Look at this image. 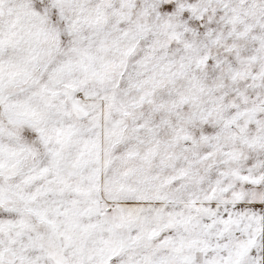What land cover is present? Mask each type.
I'll return each mask as SVG.
<instances>
[{
	"label": "snow or ice",
	"instance_id": "6c2138e0",
	"mask_svg": "<svg viewBox=\"0 0 264 264\" xmlns=\"http://www.w3.org/2000/svg\"><path fill=\"white\" fill-rule=\"evenodd\" d=\"M0 264H264V0H0Z\"/></svg>",
	"mask_w": 264,
	"mask_h": 264
}]
</instances>
